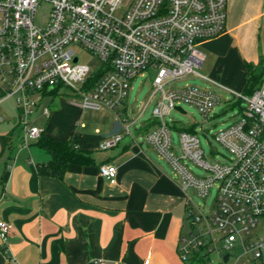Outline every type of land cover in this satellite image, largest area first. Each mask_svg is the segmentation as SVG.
Masks as SVG:
<instances>
[{"label":"built area","instance_id":"2783aa9c","mask_svg":"<svg viewBox=\"0 0 264 264\" xmlns=\"http://www.w3.org/2000/svg\"><path fill=\"white\" fill-rule=\"evenodd\" d=\"M123 2L0 0V105L15 98L23 109L26 146L43 134L27 121L39 105L34 99L39 93L66 88L80 96L83 109L108 108L118 118L125 109L119 132L105 137L99 145L101 151H107L123 140L122 132L130 133L138 126L157 98L152 117L139 125L145 128L155 122L144 142L171 165L184 191L193 190L205 201L212 190L217 192L208 211L201 210V204L194 206L188 195L191 232L182 237V258L190 262L199 255L202 261L216 252L218 264H264V81L247 95L199 71L207 58L199 42L225 31L229 0H128L122 16H117ZM41 4H46L50 12L37 24L35 16ZM80 51L98 57L101 69L93 72L81 63ZM151 72L153 92L139 116L131 114L126 102L132 83L140 76H151ZM190 74L229 92L238 101L241 116L215 137L230 154L224 161H206L196 131L182 130L179 152L174 149L167 121L173 110L192 105L209 118L223 102L211 86L169 87ZM43 114L50 117L49 108ZM189 163L207 174L198 176ZM99 171L110 184L117 183L118 168L114 164H103ZM197 226L199 231L195 230ZM10 232L11 226L0 220L3 244ZM216 234L221 235L219 239ZM217 240L222 242L221 249ZM226 254L229 257L225 261ZM144 264H150L149 257Z\"/></svg>","mask_w":264,"mask_h":264},{"label":"crops","instance_id":"0c3cea01","mask_svg":"<svg viewBox=\"0 0 264 264\" xmlns=\"http://www.w3.org/2000/svg\"><path fill=\"white\" fill-rule=\"evenodd\" d=\"M229 1L225 31L199 42L207 57L203 70L210 75L201 73L224 85L218 80L226 69L231 72L225 74L226 82L243 92L246 65H257L264 56V0ZM242 26L252 43L235 49L233 40ZM1 113L0 220L11 232L6 244L0 237V264H144L148 257L150 264L191 263L180 253L189 223L188 192L144 142L153 127L122 132L123 138L129 137L106 152L99 145L118 133L120 124L104 134L71 127L60 135L43 131L60 140L73 139L94 160L92 166L72 164L58 178L38 173L51 155L37 141L24 144L23 109L17 107L12 116ZM103 164L118 168L116 184L100 174Z\"/></svg>","mask_w":264,"mask_h":264},{"label":"rangeland","instance_id":"374dc122","mask_svg":"<svg viewBox=\"0 0 264 264\" xmlns=\"http://www.w3.org/2000/svg\"><path fill=\"white\" fill-rule=\"evenodd\" d=\"M127 3L128 0H124L123 6L116 12L117 16H122ZM228 3H230V1ZM49 12L50 8L46 4H41L38 8V11L36 12L35 22L37 24H41L48 17ZM236 33H238L239 36L237 37V39L235 38V40H233V48L236 49L239 47V45L244 46L250 45V43H252L246 26H242L238 31H236ZM79 56L80 62L89 65L93 72H98L101 69L102 62L98 57L84 51H80ZM261 63L263 62H259L257 65H254L257 68L256 73L261 72L263 68L262 65H264ZM199 71L210 75L207 70H203V68ZM229 73L231 72L225 69L223 72V79L220 77L218 81L223 82L226 87H230L232 90H234L235 86L233 84L227 83L224 78L225 74L228 75ZM153 75L154 73L151 72V76H140L132 83L130 96L126 102L131 114L137 113L136 115L139 116L142 108L149 100V97L153 92ZM236 77L237 80L240 79L239 73H237ZM187 85L198 86L201 88H208L211 86L203 79L190 74L185 78L171 83L169 87L182 88L186 87ZM212 89H214L223 98V102L215 108L214 113L209 118H206L196 106L184 105L183 108L187 112V114H182L177 110H173L170 116L167 117V121L171 126L174 149L176 151L179 152L180 149V132L182 130L193 128L200 138L201 146L205 152L206 161L214 163L219 161L221 162L227 158H230V154L228 153V151L220 143L217 142L215 138L216 134L225 127L229 126L232 122H234V120L240 117L242 113L241 109L237 105L238 101L234 98L233 95L218 87H212ZM41 97L42 99L39 101ZM34 99L38 100L39 105L36 108L35 114L30 116L27 120L29 126H36L42 131L49 130L55 135H60V133H63V131L67 127H71L72 130L81 133L96 134V131L100 130L101 134H104L107 130H113L116 124L121 125L122 119L126 117V113L123 112L125 111V109H123L122 111V118H118L117 113L108 108H86L83 110V107L81 106L80 96L66 88L60 89L54 93H39ZM156 99L157 98H155V101ZM155 101L151 103L150 106H148V108L145 110L144 115L141 117L140 122L137 124L138 126L152 117ZM0 107L5 113H7V115L12 116L15 112V109L19 106L16 103L15 98H10L4 101L0 105ZM45 108H49L51 112L50 117H47L43 114V110ZM2 125H4V123L0 124V126ZM206 130H208L209 132L205 133ZM128 135L123 138V141H125L127 137H129ZM160 162L168 170L173 171L170 164H168L165 160H162ZM189 166L198 176H205L207 174V172L199 166H195L192 163H189ZM216 193V190H212L209 198L206 201L201 196L196 194L193 190H190L188 192V195L190 196L194 206L198 208L199 204H201V210L208 211L213 207L215 203ZM187 224L184 229V233L186 236L191 232V227L189 223ZM195 230L199 231L200 226H197ZM262 233H264V229H262ZM220 236V234H216L215 238L219 239ZM217 246L218 249H221L222 242L217 240ZM218 261L219 259L216 252H213L208 254L204 260L196 261V264H218Z\"/></svg>","mask_w":264,"mask_h":264},{"label":"trees","instance_id":"16d2710c","mask_svg":"<svg viewBox=\"0 0 264 264\" xmlns=\"http://www.w3.org/2000/svg\"><path fill=\"white\" fill-rule=\"evenodd\" d=\"M260 62L264 64V56H261ZM261 72L256 73V66L253 64H247V86L245 94H252L264 81V65ZM155 123V122H154ZM154 123L147 126L149 128ZM186 131L194 132L193 128ZM43 149L48 151L51 155L49 162L40 164L38 166V173L40 175H50L58 178H63L67 169L72 164L82 165V166H92L94 165V160L92 158L91 152L84 150L76 141L73 139L60 140L48 134H42L41 138L37 141ZM195 256L191 258L192 261H200L201 257Z\"/></svg>","mask_w":264,"mask_h":264},{"label":"water","instance_id":"95a60500","mask_svg":"<svg viewBox=\"0 0 264 264\" xmlns=\"http://www.w3.org/2000/svg\"><path fill=\"white\" fill-rule=\"evenodd\" d=\"M176 109H177L178 111L184 113V114L186 113V111H184V109H183L182 107H177ZM228 257H229V255L226 254L225 257H224V260L226 261V260L228 259Z\"/></svg>","mask_w":264,"mask_h":264}]
</instances>
